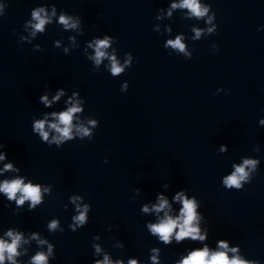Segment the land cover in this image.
I'll return each mask as SVG.
<instances>
[{
	"label": "clouds",
	"instance_id": "obj_1",
	"mask_svg": "<svg viewBox=\"0 0 264 264\" xmlns=\"http://www.w3.org/2000/svg\"><path fill=\"white\" fill-rule=\"evenodd\" d=\"M187 9L192 17L197 19L207 18L206 23L211 25L207 29H193L195 32V38L199 39L205 31L208 34H217L218 25L214 22L216 20V13L213 11L211 4L202 5L200 0H180V2L172 3L167 11V15L170 17L172 15L173 9ZM164 8H160L159 12L163 13ZM211 11V15L209 12ZM55 7L53 8L52 15L55 16ZM32 21H26L25 26L32 29L31 36L35 37L37 32L44 33L45 25L52 22L51 17L47 15L44 7H38L31 12ZM156 19H160V16H156ZM59 23L63 25L65 30H76L78 28L83 29V22L80 16L64 15L61 14L59 17ZM95 27V26H93ZM84 35L83 30L80 33ZM70 40L75 42L74 37H69ZM182 36H176L174 40H168L166 44L163 45L165 49L169 46L173 49L179 50L183 53L186 59H191L193 54L186 51V46L182 42ZM112 43H117L115 37L105 34L102 39L93 38L87 43L84 50L85 57L93 62V73L99 71V66L101 63L107 59L110 62V67L108 68L109 73L112 77H117L125 72V69L132 67L133 65V55L131 52L125 53L124 63L117 59L115 49L112 53H109L108 49ZM58 47V43L56 45ZM218 51V45L214 44L212 46ZM92 49L94 55H88L87 49ZM35 51H43L40 46L36 47ZM64 54L68 55V49H64ZM171 55V53H169ZM127 81L121 86V91L126 92L128 90ZM225 91L223 88L217 89V94ZM52 94L46 86V90L39 97V103L44 106L45 109H51L52 106L60 101L61 97L66 98L65 110L61 111H51L42 113V117L39 119L33 118L32 131L34 134L38 135L42 143L47 144L49 147L55 145L56 148H61L65 143L73 141L77 138L83 141L87 137L88 141H92L94 138V130L99 127V121L97 119L89 118L85 122L81 121L80 117L77 115L82 113L84 105L86 103L85 99L80 95L79 90H73L69 95L66 89L59 88L52 94V98L49 99V95ZM70 105V106H67ZM260 125H264V119L259 120ZM50 133H54L50 137ZM6 147L5 144L0 143V161L5 160L7 153L2 151ZM259 150L258 147L256 149ZM228 151L227 145L219 146V153H225ZM105 163H107V158H105ZM14 162H9L4 164V167L0 171H16L19 172V167H13ZM259 160L256 159H244L241 164H233L232 167L234 171L229 175H225L222 178V186L227 190H244V185L246 183L252 182V173L257 172V166ZM170 185L164 183L162 188L167 190ZM51 186L44 188V192H50ZM0 193H3L6 199L11 202L15 201L17 206H23L26 201H29V211H33L42 202L41 196V186L39 184H33L31 181L25 183L23 177H17L12 180H4L0 182ZM135 193L138 196L141 193L140 188L135 189ZM71 202L76 204V211L79 213L72 217L73 223L70 225V230L76 232L79 229L85 227L89 222L88 213L91 211L90 204L76 203L78 200H82V197L74 196L71 197ZM156 203L151 204L149 207L148 203H144L141 206V213H155L157 220L155 223L146 222V229L151 236L157 238L158 242L162 243L164 246L172 245L173 242L179 245L185 241L191 242H203L209 237V228L205 227L203 233L201 232L200 222L204 221L207 225V217L198 209H201V201L196 198L195 195H189L188 189L184 188L178 190L172 196V201L179 205L178 215L171 214L173 211L172 204L169 203V199L164 192H158L155 196ZM17 211V209H16ZM160 213H163L160 216ZM49 231L55 232L59 227L58 220H52L47 225ZM111 231V227L108 229ZM63 232V229H60ZM6 235L10 238V242L4 239H0V264H5V260L9 264H17L16 257L20 256L21 253L18 249L21 243H27L23 239V235L20 232H14L9 230ZM32 239H37L40 244L46 243L44 240H39L36 233L32 234ZM100 236H93V240H99ZM217 250H211L207 244L203 247L192 248V250L187 252V255L182 256L176 264H260L259 260H245L240 255H238V247L229 248V242L226 239H219L217 241ZM116 246L119 248H124L122 241L117 240ZM92 247L97 253L100 252V247L98 244H93ZM54 245H48V252H38L31 258V264H48V257L53 256ZM229 252L233 255L229 257ZM150 264H161V249L159 247H152L150 249ZM55 259V256H53ZM95 264H124L123 260L112 261L108 255H105L103 260H96ZM127 264H139L137 259H129Z\"/></svg>",
	"mask_w": 264,
	"mask_h": 264
}]
</instances>
